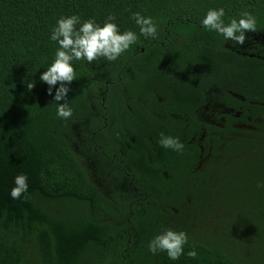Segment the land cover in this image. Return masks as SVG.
Returning a JSON list of instances; mask_svg holds the SVG:
<instances>
[{
  "label": "trees",
  "instance_id": "1",
  "mask_svg": "<svg viewBox=\"0 0 264 264\" xmlns=\"http://www.w3.org/2000/svg\"><path fill=\"white\" fill-rule=\"evenodd\" d=\"M221 7L225 23L256 18L243 45L201 25ZM135 12L156 39L139 35ZM73 14H111L138 42L114 61L72 62L62 120L39 76L58 47L52 28ZM19 173L28 190L13 200ZM258 184L264 0H0V264H264ZM167 228L189 237L175 261L148 251Z\"/></svg>",
  "mask_w": 264,
  "mask_h": 264
},
{
  "label": "clouds",
  "instance_id": "2",
  "mask_svg": "<svg viewBox=\"0 0 264 264\" xmlns=\"http://www.w3.org/2000/svg\"><path fill=\"white\" fill-rule=\"evenodd\" d=\"M224 8L209 9L201 25L209 31H215L225 41H232L243 45L248 32L256 31V18L249 12H242L239 18H232L225 23ZM131 18L139 28V35L145 38L157 37V25L152 17L142 15L140 12L132 13ZM115 17L109 14L102 23L94 18L81 22L78 15L63 16L57 19L52 28L49 39L55 41L58 47L51 64L44 70L39 79L45 83L47 93L56 102V115L66 120L73 114L68 104V94L72 91L71 85L75 79L73 68L74 60H86L88 63L103 57L108 61L116 60L122 53L138 42V35L133 30L121 31L114 22ZM79 25V27H77ZM27 89L34 87V82L26 84ZM159 145L175 152H182L184 144L178 137L161 134ZM14 186L9 195L13 200L20 199L28 190V176L19 173L13 178ZM264 188V184H258ZM188 234L171 228L164 229L155 235L148 243V251L156 255L166 253L169 260H178L184 254V246L188 243ZM187 255L193 259L197 252L192 249Z\"/></svg>",
  "mask_w": 264,
  "mask_h": 264
},
{
  "label": "rangeland",
  "instance_id": "3",
  "mask_svg": "<svg viewBox=\"0 0 264 264\" xmlns=\"http://www.w3.org/2000/svg\"><path fill=\"white\" fill-rule=\"evenodd\" d=\"M207 110H209V109H205V110L203 111V114H205Z\"/></svg>",
  "mask_w": 264,
  "mask_h": 264
}]
</instances>
